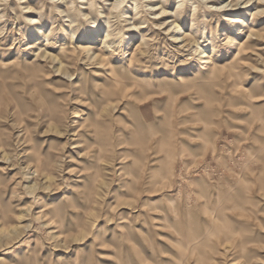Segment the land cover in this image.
I'll return each instance as SVG.
<instances>
[{
	"label": "rangeland",
	"instance_id": "rangeland-1",
	"mask_svg": "<svg viewBox=\"0 0 264 264\" xmlns=\"http://www.w3.org/2000/svg\"><path fill=\"white\" fill-rule=\"evenodd\" d=\"M0 264H264V0H0Z\"/></svg>",
	"mask_w": 264,
	"mask_h": 264
},
{
	"label": "bare ground",
	"instance_id": "bare-ground-1",
	"mask_svg": "<svg viewBox=\"0 0 264 264\" xmlns=\"http://www.w3.org/2000/svg\"><path fill=\"white\" fill-rule=\"evenodd\" d=\"M124 0H117V2H118V4H121L122 2H123ZM212 1H215V0H212ZM230 4V3H229ZM213 6H215V7H218V8H220V9H223V8H225L227 5L225 4V3H221V4H212ZM149 6V8L150 9H154V10H156L157 9V7L154 5V4H152V5H148ZM237 20H239V19H237Z\"/></svg>",
	"mask_w": 264,
	"mask_h": 264
}]
</instances>
